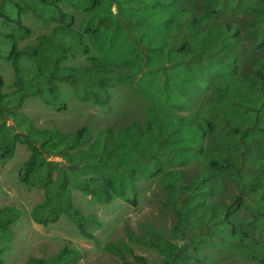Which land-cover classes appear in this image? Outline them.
<instances>
[{"label":"rangeland","instance_id":"obj_1","mask_svg":"<svg viewBox=\"0 0 264 264\" xmlns=\"http://www.w3.org/2000/svg\"><path fill=\"white\" fill-rule=\"evenodd\" d=\"M156 1L167 3L162 8H149L151 2ZM168 2L101 0V5L90 11L83 9L85 4L80 0H58L57 4L62 10L74 18L72 29L83 31L82 42L90 50L86 55L75 47L77 37L73 33L62 32L61 20L58 17L55 19L58 15L52 8H46L34 0H0V147L13 134H41L42 130H48V134H54L55 131L59 134H73L78 128L87 126L92 139L84 145L70 147L67 151L74 154L81 150H97L93 140L108 128L115 140L128 134L125 129L130 127L136 128V134H148L145 131L146 120L152 107H161L168 112L164 126L170 127L172 124L168 119L172 115V122L177 123L175 115L191 116L196 111L194 107L186 109V102L178 96V87L170 84L174 81L182 83L195 95L198 103L202 104V111L205 105L212 104V80L209 81L199 65L192 64L195 66L192 71L183 70V63L173 64L164 72L151 69L167 64L169 56L173 59L182 57L181 52L171 51L170 55L168 51L178 30L175 22L170 27L164 26L168 10L182 6L188 8L203 29L211 22L229 23L238 27L239 39L232 50L238 58V73L230 74L224 66L210 71L204 69L213 76V80L222 77L229 80V92L242 79L248 78L254 58L264 59V47L256 46L261 40V30L264 31V18L259 19V29L254 30L256 27L251 26L254 12L246 11L249 0H227L224 3L222 0ZM212 9L217 11L211 12ZM4 15L8 18H4ZM146 17L147 22L138 25L134 23V20L143 21ZM18 19L20 25L16 22ZM92 24L100 29L98 37L93 38L84 30L86 25ZM9 33H15L18 38V50L36 51V55L20 56L17 59V70L7 58L10 48L5 35ZM148 44L159 46L160 49L151 52ZM62 46L65 54L59 62L60 66H86L91 64L88 56L93 55L102 63L107 64L108 61L109 65L112 64L123 73L132 74L139 67L142 71L135 75V82L110 83L107 86L109 101L101 106L88 98H81L82 90L79 87L64 81H48L47 74L52 64L50 59L62 53ZM206 66L209 67V64ZM51 86L55 87L53 93L48 91ZM245 90L249 94V89ZM30 92L36 93L27 95ZM238 94L237 97L244 98ZM250 96L253 98V92ZM59 101L64 102L61 108L58 107ZM228 101L231 103V100ZM216 105L220 107V104ZM204 142L210 144L211 140L206 138ZM118 146L114 154L124 163H121L119 169L124 171L135 168L142 155L137 157L131 151L126 154ZM254 148L259 156L264 157L263 142L256 143ZM129 149L132 150L131 147ZM30 153L26 143L16 140L12 155L5 159L0 155V264H24L31 256L47 257L56 253L64 244L82 251V257L75 264H118L123 258L133 263L134 254L154 264H160L165 258L159 249L134 242L127 234L128 230L137 235L156 231L174 240L173 227L177 217L167 203V188L160 183L158 176L150 175L148 162L142 163L145 164L144 174L135 181L136 205L116 196L108 202H101L94 195L72 188V199L78 209L84 213H95L101 222V227L92 229L97 240L91 241L78 234L67 215L62 214L57 221L47 226L32 220L33 206L44 201L45 195L41 187H30L19 178V171L25 166ZM61 154H52L48 159L64 161ZM143 160H148V155H144ZM200 160L193 157L184 165L188 177L196 174ZM211 186L213 195L209 196V200L220 205H224L235 191L234 183L225 176L212 178ZM217 213L222 211L219 209ZM235 216L246 219L248 212L241 210ZM252 233L264 242V234H258L256 230ZM120 241L127 242L133 253L122 248L123 256H120L104 246L107 242ZM188 249L191 252L190 264H257L240 252L223 245L215 246L213 242H199Z\"/></svg>","mask_w":264,"mask_h":264},{"label":"trees","instance_id":"obj_2","mask_svg":"<svg viewBox=\"0 0 264 264\" xmlns=\"http://www.w3.org/2000/svg\"><path fill=\"white\" fill-rule=\"evenodd\" d=\"M34 1L52 8L58 15L55 19L58 17L61 20L62 32L73 33L77 37L74 46L86 55L90 53L89 46L82 42L83 31L72 29L74 18L62 10L57 4L58 0ZM80 1L85 4L84 10L91 11L101 5V0ZM175 1L169 0L168 3ZM222 1L224 3L227 0ZM166 3L151 2L149 8H162ZM247 4L246 11L254 12L251 26L257 30L259 19L264 18V0H249ZM216 11L211 10L214 13ZM4 18L8 16L4 15ZM147 21L146 17L143 21L134 20V23L138 25ZM16 22L18 25L21 23L20 19ZM173 22L177 24L178 30L168 51L181 52L182 57L173 59L169 56L167 64L151 69L164 72L173 64L183 63V70L192 71L195 67L192 64L199 65L209 81L212 80L211 94L214 98L212 104L205 105L203 111L202 104L198 103L195 95L185 85L174 81L170 84L178 87V96L186 102V109L194 107L196 111L191 116L175 115L177 123L172 122V115L168 119L172 124L170 127L164 126L168 112L161 107H152L146 120L145 131L148 134L145 136L136 134V128L130 127L125 129L128 134L115 140L108 128L93 140V146L96 145L97 150H81L79 153L69 154L67 150L70 147L84 145L92 139L87 126L78 128L73 134H59L57 131L48 134V130H42L41 134H13L0 147V155L3 159L12 155L16 140L26 143L31 153L25 166L19 171V178L30 187H41L45 195L44 201L33 206L32 220L47 226L57 221L62 214L67 215L78 234L91 241L97 240L92 229L101 227V222L95 213H84L78 209L72 199V188L94 195L101 202H108L116 196L136 205L135 181L144 174L145 164L142 163L148 162L150 175L158 176L160 183L168 190L167 203L177 217L173 227L174 240H169L156 231L137 235L128 230L127 234L132 241L159 249L165 255L160 264H190L191 252L188 248L199 242L227 246L257 264H264V242L252 233L256 230L258 234H264V157L259 156L254 148L256 143H264V59L254 58L248 78L242 79L229 92V80L224 77L213 80V76L206 71L224 66L230 74L238 73V58L232 53L239 39L238 27L229 23L211 22L208 27L200 28L195 14L183 6L168 10L164 26L170 27ZM84 30L93 38L100 33L96 24L86 25ZM5 37L9 40L7 45L10 48L7 58L12 61L15 70L18 69L17 59L20 56L36 55L35 50H18L15 33H9ZM256 46L264 47L263 30ZM159 49V46L148 44L151 52ZM61 50L63 54L58 53L50 59L52 64L47 74L48 81H64L79 87L82 90L81 98H88L101 106L109 101L107 86L110 83L135 82V75L142 71L139 67L132 74L123 73L112 64L109 65L108 61L107 64L102 63L93 55L88 56L91 62L89 65L60 66L59 62L65 54L63 46ZM208 64L209 67L206 66ZM164 75L166 77V73ZM1 83L0 76V85ZM54 88L49 87V93H53ZM246 88L249 89V94ZM250 92H253L254 100ZM33 93L36 92L27 95H34ZM238 93L245 99L237 97ZM216 104H220V107ZM63 106L64 102L59 101L58 107ZM206 138L211 140L210 144H205ZM117 146L126 154L131 151L137 157L142 155L135 168L124 171L119 169L121 163H124L114 154ZM59 153H62L64 161L48 159L50 155ZM144 155H148V160H143ZM193 157L201 160L196 174L188 177L184 165ZM221 176L227 177L235 185L234 193L224 205L209 200V196L213 195L211 179ZM219 209L222 213H217ZM241 210L248 212L246 219L235 216ZM104 246L120 256H123L122 248L133 253L124 241L107 242ZM81 257V250L64 244L56 253L47 257L31 256L24 264H75ZM134 260L131 263L123 258L118 264H154L147 263L143 256L137 254H134Z\"/></svg>","mask_w":264,"mask_h":264}]
</instances>
